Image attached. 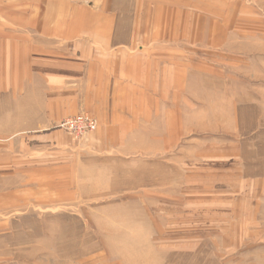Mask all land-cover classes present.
Listing matches in <instances>:
<instances>
[{
  "label": "rangeland",
  "instance_id": "374dc122",
  "mask_svg": "<svg viewBox=\"0 0 264 264\" xmlns=\"http://www.w3.org/2000/svg\"><path fill=\"white\" fill-rule=\"evenodd\" d=\"M235 3V59L185 77L172 150L128 171L89 132L50 127L48 175L19 187L0 220V264H264V0Z\"/></svg>",
  "mask_w": 264,
  "mask_h": 264
},
{
  "label": "crops",
  "instance_id": "0c3cea01",
  "mask_svg": "<svg viewBox=\"0 0 264 264\" xmlns=\"http://www.w3.org/2000/svg\"><path fill=\"white\" fill-rule=\"evenodd\" d=\"M240 13L235 0H0V220L48 175L50 127L65 118H94L86 140L128 171L172 150L185 77L235 59L226 33L241 38Z\"/></svg>",
  "mask_w": 264,
  "mask_h": 264
},
{
  "label": "built area",
  "instance_id": "2783aa9c",
  "mask_svg": "<svg viewBox=\"0 0 264 264\" xmlns=\"http://www.w3.org/2000/svg\"><path fill=\"white\" fill-rule=\"evenodd\" d=\"M57 127L67 130L76 137H81L85 133L95 130L97 123L95 119L87 113H80L75 116L65 118L58 123Z\"/></svg>",
  "mask_w": 264,
  "mask_h": 264
}]
</instances>
